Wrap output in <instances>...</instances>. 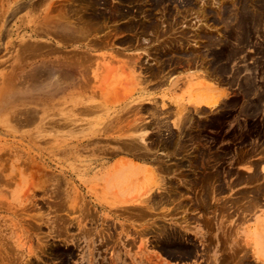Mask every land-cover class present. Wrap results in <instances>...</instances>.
Masks as SVG:
<instances>
[{"label": "rangeland", "instance_id": "rangeland-1", "mask_svg": "<svg viewBox=\"0 0 264 264\" xmlns=\"http://www.w3.org/2000/svg\"><path fill=\"white\" fill-rule=\"evenodd\" d=\"M0 264H264V0H0Z\"/></svg>", "mask_w": 264, "mask_h": 264}, {"label": "bare ground", "instance_id": "bare-ground-1", "mask_svg": "<svg viewBox=\"0 0 264 264\" xmlns=\"http://www.w3.org/2000/svg\"><path fill=\"white\" fill-rule=\"evenodd\" d=\"M86 1H87V0H86ZM88 1H90V0H88ZM84 2H85V1H84ZM84 2L82 1V3H84ZM95 2H97V1H95ZM134 2H135V1H134ZM134 2H133V3H134ZM136 2H137V1H136ZM85 3H86V2H85ZM85 3H84V4H85ZM87 3H88V2H87ZM120 3H121V2H120ZM126 3H127V2H126ZM84 4H83V5H84ZM129 4H130V3H129ZM161 4H162V3H161ZM257 4H258V3H257ZM260 4H261V3H260ZM182 5H183V4H182ZM79 6H80V5H79ZM81 6H82V4H81ZM88 6H89V5H88ZM95 6H96V5H95ZM97 6H98V5H97ZM129 6H130V5H129ZM162 6H163V5H162ZM99 7H100V6H99ZM105 7H106V6H105ZM111 7H112V6H111ZM63 8H64V7H63ZM63 8L60 7L59 10H60V9H63ZM79 8H80V7H79ZM157 8H158V7H157ZM85 9H86V8H85ZM163 9H164V8H163ZM76 10H77V9H76ZM83 10H84V9H83ZM65 11H66V10H65ZM84 11H88V10H84ZM66 12H67V11H66ZM98 12H99V11H98ZM103 12H104V11H103ZM58 14H59V13H58ZM101 14H102V12H101ZM228 14H229V13H228ZM129 15H130V14H129ZM69 16H70V15H69ZM81 16H83V15H81ZM106 16H107V15H106ZM111 16H112V15H111ZM107 17H108V16H107ZM114 17H115V16H114ZM97 18H99V16H98ZM117 18H118V17H117ZM82 19H83V17H82ZM102 19H103V18H102ZM79 20H80V19H79ZM84 20H85V19H84ZM112 20H113V18H112ZM135 20H136V19H135ZM254 20H255V19H254ZM254 20H252V21H254ZM68 21H70V20H68ZM128 21H129V20H128ZM128 21H127V22H128ZM58 22H59V21H58ZM58 22H57V24H58ZM78 22H79V21H78ZM78 22H77V23H78ZM83 22H84V21H83ZM85 22H86V21H85ZM90 22L92 23V21H90ZM52 23H53V22H52ZM59 23H60V22H59ZM69 23H70V22H69ZM74 23H76V21H74ZM97 23H98V22H97ZM99 23H100V21H99ZM244 23H245V22H244ZM257 23H258V22H257ZM47 24H48V23H47ZM72 24H73V22H72ZM86 24H88V23H86ZM61 25H62V24H61ZM68 25H69V24H68ZM76 25H78V24H76ZM95 25H96V24H94V26H95ZM48 26H49V25H48ZM50 26H52V25H50ZM63 26H65V25H63ZM104 26H105V25H104ZM55 27H57V26H55ZM55 27H54V26L51 27V28L53 29V31L55 30ZM95 27H96V26H95ZM95 27H94V28H95ZM249 27H250V26H249ZM71 28H72V27H71ZM75 28H76V26H75ZM75 28H74V31H75ZM78 28H79V27H78ZM82 28H84V27L82 26ZM87 28H88V26H87ZM98 28H99V26H98ZM124 28H125V27H124ZM243 28H244V27H243ZM56 29H57V30H55L54 32H58V28H56ZM59 29H60V27H59ZM61 29H62V28H61ZM69 29H70V27H69ZM91 29H93V28H91ZM241 29H242V28H241ZM48 30H50V29H48ZM62 30H63V29H62ZM66 30H67V28H66ZM70 30H71V29H70ZM84 30H86V29L84 28ZM84 30H83V31H84ZM72 31H73V30H72ZM72 31H71V32H72ZM94 31H95V30H94ZM49 32H50V31H49ZM54 32H53V33H54ZM75 32H76V31H75ZM77 32H78V30H77ZM84 32H85V31H84ZM50 33H51V32H50ZM54 34H55V33H54ZM78 34H80V33H78ZM75 35H76V34H75ZM82 35H84L83 32H82L81 36H79V37H82ZM76 36H78V35H76ZM58 37H59V36H58ZM66 37H67V36H66ZM60 38H61V37H60ZM237 38H238V37H237ZM76 40H77V39H76ZM79 40H80V39H78L77 41H79ZM246 40H247V39H246ZM73 42H74V41H73ZM36 46H37V45H36ZM62 46H63V45H62ZM80 51H81V50H80ZM82 51H83V50H82ZM85 51H86V50H84L83 53H85ZM31 52H32V51H31ZM49 52H50V51H49ZM87 53H89V52L87 51L86 54H87ZM29 54H30V53H29ZM90 54H91V53H90ZM86 56H87V55H86ZM88 56H89V55H88ZM88 56H87V57H88ZM90 57H92V56L90 55ZM92 58H93V57H92ZM92 58H91V59H92ZM83 59H84V58H83ZM83 59H82V60H83ZM87 59H90V58L88 57ZM91 59H90V60H91ZM64 61H66V60H64ZM68 61H69V60H67V62H68ZM73 61H74V60H73ZM85 61H89V60H86V59H85ZM85 61H82V62H85ZM58 62H60V61L58 60ZM67 62H66V63H67ZM70 62H72V61H70ZM74 62H75V61H74ZM77 62H78V61H77ZM66 63H65V64H66ZM216 63H217V62H216ZM53 64H54V63H53ZM70 64H71V63H70ZM80 64H83V63H80ZM85 65H86V64H85ZM41 67H42V66H41ZM58 67H59V66H58ZM65 67H66V66H65ZM37 68H38V67H37ZM43 68H44V66H43ZM86 68H87V67H86ZM33 69H34V68H33ZM40 69H41V68H40ZM71 69H73V68H71ZM83 69H84V68H83ZM66 70H67V69H66ZM85 70H86V69H85ZM33 72H34V71H33ZM41 74H42V73H41ZM33 75H34V73L32 74V76H33ZM39 75H40V74H39ZM32 76H31V77H32ZM35 76H36V74H35ZM88 76H89V75H88ZM34 78H35V77H34ZM40 78H41V77H40ZM55 78H56V77H55ZM60 78H61V77H60ZM24 80H25V79H24ZM30 80H31V79H30ZM41 80H42V79H41ZM23 84H24V83H23ZM47 85H48V84H47ZM185 114H186V113H185ZM166 126H167V125H166ZM166 148H167V147H166ZM2 179H3V178H2ZM255 198H256V197H255ZM252 199H253V198H252ZM251 203H252V202H251ZM255 204H256V203H255Z\"/></svg>", "mask_w": 264, "mask_h": 264}]
</instances>
